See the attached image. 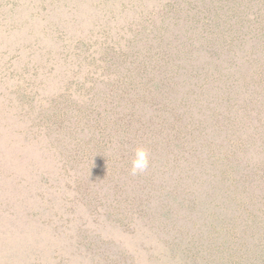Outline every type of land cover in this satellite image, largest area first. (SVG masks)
<instances>
[{"label":"rangeland","instance_id":"374dc122","mask_svg":"<svg viewBox=\"0 0 264 264\" xmlns=\"http://www.w3.org/2000/svg\"><path fill=\"white\" fill-rule=\"evenodd\" d=\"M207 9L0 0V264H264V55Z\"/></svg>","mask_w":264,"mask_h":264},{"label":"trees","instance_id":"16d2710c","mask_svg":"<svg viewBox=\"0 0 264 264\" xmlns=\"http://www.w3.org/2000/svg\"><path fill=\"white\" fill-rule=\"evenodd\" d=\"M204 3L208 4V12L209 14H203L201 13L202 17L207 18H200V12H194L195 16V23L201 24L204 29H207L208 27L214 28L217 32L215 33V36L213 37L212 41L217 43L219 45V49H216V52L214 54H211L210 57H215L212 60L216 61L215 64L219 63L218 57L222 56V54H226L225 56V62H227V65L229 66L227 69H230L231 71L238 66V64L242 63H249L253 62V59H256L253 55H250L246 60L241 61V63L238 61L239 53L247 51L248 47H255L251 49V51L257 52L259 55H264V0H201ZM210 11L213 13H210ZM212 16V17H211ZM203 21V22H202ZM227 28L228 32L225 30ZM236 28V32H238L236 35H238L239 40L236 41L235 44L233 42L236 39V36H233L232 31L230 29ZM226 31V32H225ZM243 35V36H242ZM252 38L256 39V43L253 45H249V40ZM230 43V44H229ZM232 44V45H231ZM249 45V46H248ZM247 46V47H246ZM246 47V49H244ZM242 50V51H241ZM248 52V51H247ZM245 53V52H244ZM242 57H244L242 55ZM214 64V68H219L217 65ZM213 63L211 62V64ZM223 65V62H222ZM241 68V67H239ZM221 69V68H219ZM222 70V69H221ZM220 71V70H219ZM256 82H264V78L260 77L259 79H255ZM92 104V102L90 103ZM94 104V105H93ZM93 108L87 107L85 109L86 115L90 113L89 109H97V104L93 103ZM89 108V109H88ZM85 115V116H86ZM102 115V112L99 110L96 112L97 121L94 124V127L90 129V134L87 139H90V142L84 141L86 144L92 143L93 145H90V150L92 149L95 152V155H99L101 152L102 142L100 141V137L102 135H106L104 133L105 128H101L98 120L99 116ZM103 116V115H102ZM84 117L82 114L80 115V118ZM90 117V116H88ZM95 118V117H94ZM82 130V129H81ZM83 132V131H82ZM123 135V134H122ZM85 135L80 137L83 141ZM123 137H118L119 141L122 140ZM78 142V140L76 139ZM80 144V143H79ZM91 150V151H92ZM88 151L84 152H75L76 156H74L75 159H81L84 157V154ZM80 153V154H78ZM82 156V157H81ZM98 157V156H97ZM87 165L92 166L91 168L94 169L95 174H99L100 169H96L94 163L89 162ZM94 166V167H93Z\"/></svg>","mask_w":264,"mask_h":264},{"label":"clouds","instance_id":"9594fccd","mask_svg":"<svg viewBox=\"0 0 264 264\" xmlns=\"http://www.w3.org/2000/svg\"><path fill=\"white\" fill-rule=\"evenodd\" d=\"M148 167L147 152L143 148H137L135 150V157L132 160L131 172L133 175L144 172Z\"/></svg>","mask_w":264,"mask_h":264}]
</instances>
